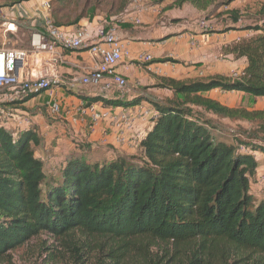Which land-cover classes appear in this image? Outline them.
Masks as SVG:
<instances>
[{"label": "trees", "instance_id": "obj_1", "mask_svg": "<svg viewBox=\"0 0 264 264\" xmlns=\"http://www.w3.org/2000/svg\"><path fill=\"white\" fill-rule=\"evenodd\" d=\"M27 1L10 0V5ZM185 1L198 8L201 0L175 4ZM130 2L125 0L113 14ZM259 13L257 24L240 28L254 34L223 47L234 59H246L238 77L162 78L156 86L167 87L172 96L160 101L145 96L157 116L150 118L136 154L93 160L84 155L90 145L77 142L80 152H70L56 171L45 170L35 155L42 141L36 129L14 133L0 124V260L40 233L58 240L79 231L113 241L107 256L116 264H123L132 248L136 255L131 264H228L233 248L257 254L251 264L260 258L264 264V199L256 201L250 190L258 170L251 153L264 155V145L224 140V128L192 109L198 106L219 117L235 115L205 96L217 88L264 96V1ZM49 15L59 27L77 26L82 18L62 22L56 12ZM230 15L234 22L239 18L236 10ZM36 95L14 105L23 109L19 104ZM81 97L89 104L102 101L113 107L135 106L142 99ZM155 242L170 247L152 254ZM44 249L47 260L54 256L51 247ZM71 252L77 263L85 262L77 247Z\"/></svg>", "mask_w": 264, "mask_h": 264}, {"label": "crops", "instance_id": "obj_2", "mask_svg": "<svg viewBox=\"0 0 264 264\" xmlns=\"http://www.w3.org/2000/svg\"><path fill=\"white\" fill-rule=\"evenodd\" d=\"M168 4L167 0L157 4L150 0H141L138 6L143 7V10L131 13L132 16H139V24L130 21L115 24L120 42L129 51L128 56L116 67L117 72L127 81L128 91L124 95L116 90L103 92L100 86L82 84L71 86V79L91 71L96 66L98 57L85 48L77 50L57 48L62 57L58 67L61 82L54 88L53 95L49 96L43 92L19 104L21 108L33 114L32 127L42 139L41 144L35 147V155L43 161L45 170L56 171L70 152H80L76 147L77 142L89 144L90 150L84 155L99 161L110 160L122 154L130 155L138 150V146L133 143L119 144L116 140L117 131L107 121L99 123L93 131L88 129L87 117L83 122H73L72 118L80 106L89 105L81 96L89 98L103 96L121 100L142 97L139 104L127 107L128 110L133 111L138 105L152 108L151 103L144 98L153 97L160 101L172 96V91L167 87L156 86L162 78L192 80L206 79L214 75L229 76L231 70L235 68L242 70L245 67L244 57L233 59L231 54L223 53V47L245 36L244 30L223 31L214 27L204 29L197 24L200 19L197 16L201 11L194 5L183 6L176 11L169 8ZM75 27L76 25L69 28ZM141 54H150L151 61H140L138 58ZM165 58L173 59L175 62H162L161 60ZM29 71L31 75L44 74L48 69L37 65V68L29 70L27 68V73ZM219 91L222 90L213 89L205 96L214 98ZM51 99L58 100L60 104L61 112L58 116L51 115L44 106ZM90 104L97 108L111 107L115 112L122 109V106L104 105L102 101ZM150 126L149 120L139 124L142 130H148Z\"/></svg>", "mask_w": 264, "mask_h": 264}, {"label": "built area", "instance_id": "obj_3", "mask_svg": "<svg viewBox=\"0 0 264 264\" xmlns=\"http://www.w3.org/2000/svg\"><path fill=\"white\" fill-rule=\"evenodd\" d=\"M49 7V0H44L34 9L35 12L45 10L40 16L26 18L18 13L15 18L9 12L0 22V124L14 133L33 126V114L16 107L14 103L31 94L46 92L52 96L54 88L60 84L58 67L62 57L57 48L63 50L85 48L98 57L97 64L91 71L71 79V86L75 84L100 86L103 92L116 90L122 95L128 91L126 78L117 72L116 67L128 56L129 51L120 42L115 24L128 21L139 24V16H132L131 13L133 11L139 13L143 7L138 4L131 5L114 16V22L91 21L74 29L56 26L48 13ZM21 20H27L35 27L26 48L15 47L10 43V40L17 36L20 27L18 21ZM197 24L204 29L211 28L210 23L204 18H200ZM138 59L149 62L152 56L141 54ZM37 65L47 68V73L33 75L30 71L27 73V68L28 70L37 68ZM45 107L53 116H58L61 112L60 104L55 99L47 101ZM77 111L72 118L73 122H83L87 117L88 129L93 131L99 123L107 121L117 131L116 140L119 144L133 143L136 146L147 131L142 130L139 124L157 116L155 110L142 105H138L133 111L122 107L121 111L115 112L111 107L97 108L94 104H89L80 106Z\"/></svg>", "mask_w": 264, "mask_h": 264}, {"label": "rangeland", "instance_id": "obj_4", "mask_svg": "<svg viewBox=\"0 0 264 264\" xmlns=\"http://www.w3.org/2000/svg\"><path fill=\"white\" fill-rule=\"evenodd\" d=\"M44 0H30L19 4L10 5V0H0V22L11 12L12 17L22 14L28 18L31 16H40L45 10L35 12L34 9L39 7ZM128 1V0H126ZM141 0H132L124 10L131 5L139 4ZM155 1V0H150ZM227 0H201L198 8L201 14L198 18H204L210 23L211 28H221L223 31L241 30L240 28L247 25H255L261 20L259 13L260 6L264 0H234L227 4ZM125 0H65L60 3L59 0H49L50 7L48 11L51 14L56 12L59 20L72 21L78 16H82L79 21L80 25L105 20L106 22H114L113 13L124 4ZM168 7L178 11L183 6L194 5L189 1H185L180 5L175 4V0H167ZM207 4H206V3ZM40 4V5H39ZM126 4V3H125ZM124 4V5H125ZM196 5V4H195ZM197 6V5H196ZM12 9V11H10ZM122 10L121 12H123ZM230 10H236L238 20L234 22L230 15ZM48 12V13H49ZM119 12V14L121 13ZM113 14V15H111ZM20 27L17 36L10 40L12 46L26 48L28 46L31 33L35 27L30 25L27 20L18 21ZM244 30V29H243ZM245 36L249 37L254 34L251 30H244ZM241 39V38H240ZM235 40V39H233ZM234 42V41H233ZM224 53V52H223ZM234 59V58H233ZM240 68L231 70L228 78H236L241 74ZM210 98V97H208ZM218 101L221 105L233 109L235 115L231 117H219L211 112H206L203 108L193 106L192 109L201 114L204 118H210L218 126L224 128L221 138L224 140H232L239 138L243 141L264 145V96L253 97L242 92L219 91L216 97L211 98ZM43 106V105H42ZM45 106V105H44ZM39 109L41 107H38ZM30 112V111H29ZM32 113V112H30ZM239 114V115H238ZM241 114L246 115L241 116ZM79 140L73 138V140ZM136 150L132 154H136ZM257 161L258 170L256 179L251 178L253 187L251 191L256 201L264 199V155L259 151L251 153ZM253 189V190H252ZM148 245L147 240H143V244ZM169 244L155 242L150 247L152 254H161ZM51 247L50 252H54V256L47 260V252L44 248ZM72 247H77L79 251L84 253V263H77L71 252ZM114 242L105 237H96L83 234L76 231L64 238L55 240L47 233H40L33 237L23 246L8 253L0 264H116L115 261L109 260L108 254L113 249ZM148 247V246H147ZM130 252L122 259L123 264H131L136 255V250L132 248ZM257 254L243 249L233 248V255L229 257L228 264H251L252 260L257 259ZM258 264H263L260 258Z\"/></svg>", "mask_w": 264, "mask_h": 264}]
</instances>
